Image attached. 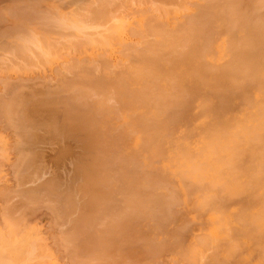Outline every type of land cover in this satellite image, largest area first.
I'll return each mask as SVG.
<instances>
[{
  "label": "bare ground",
  "instance_id": "6f19581e",
  "mask_svg": "<svg viewBox=\"0 0 264 264\" xmlns=\"http://www.w3.org/2000/svg\"><path fill=\"white\" fill-rule=\"evenodd\" d=\"M103 1L106 2L107 0H103ZM103 1L100 3L105 4V2H103ZM112 1L115 2V0H108L106 2L107 4H105V7L108 8V9H106V11L108 12V11H110V9L113 10L115 8L114 9L115 11L113 10L112 13L115 12L114 16L116 14H117V16L111 17V18H106L103 10L101 11L99 9V12H97L101 16V18L102 17L104 18V19L102 18V20H105V21L106 20L110 21L112 18H114V19L116 18L115 20L113 19V22H112L113 27H111V28L107 27L106 28L108 30L113 28V30H110V32H109V33H111V32L113 33V34H110V35H112V38H110V37H109L110 39L108 38L109 33H108V35L106 34L108 30L104 31V33L106 35V38H105L106 42L103 40V38H102V40H98L101 38L102 35H104V33L103 34L100 33L99 36L97 34H95V36L97 35L95 39H97V38L98 39L96 40L95 43L92 42L94 40L93 37H95V36L91 35V36H93V37H91L90 34L87 33V30H85V28L87 29L88 25H84V23H81L80 24L81 26H77L76 24L79 23L78 20H77L78 22L71 23L72 20L69 21L70 20L69 19L68 20L69 25L67 26L65 23L64 24L58 23L61 20V18H59L60 20H58L56 18L57 16L56 17L53 16V17H55V18H53L51 15H50L51 17L47 16V15H49V13H47V12H46L47 14L44 13L49 19H51V21L49 20L48 22H46L44 19H42V20H44L48 24L50 23L49 24L50 26L51 25L53 26L55 24L56 26H53V27H57V28H54V29L59 30V27L62 28V25H64V29H67L69 26H71L70 27L71 31H70V29H68V32L72 33V30H73L72 28L74 26L77 28L76 29L74 27V30L76 29L78 32L80 30L79 27H81V30H82L81 32L84 34V36L87 35L85 37V39H84V37H81V36H75L74 37V39H77V41H76L77 43H79L78 39L80 38V44H82V45H78L80 47L85 46L83 43H81L82 39H84V41H86V43L87 42L91 43V45L88 46L89 48L92 45H95L96 43L101 44L99 41L105 42V44L103 43L105 45V46L103 45V47H105L106 49H107L106 43L109 40H115V41H118L120 43L121 49H119L118 52H117V50L114 51V53L117 52L116 54H118L119 52H121L122 55L124 54L123 56H125L126 58L121 59V61H120V59H118L119 57L117 59L114 58L115 63L113 64L115 66L118 62L117 60H119L118 65L121 66L120 69H118L119 68L118 65L116 66L117 69L114 66H109L110 70L108 68H105L106 66H104V64L102 65V63L107 62L106 64L111 65V64H109L111 62L110 61L111 59L109 60L108 58L106 59L104 56H99L100 52L98 54H95V55L96 56L98 55L97 56L98 59L101 57H104L105 58V59L103 58L104 62H103L102 58H101V60L99 59V61L97 59H95V61L96 60H97V62L102 61V62H100L101 66L104 67V68L101 67L102 72H100L101 70L99 71L97 69L100 66L97 67L96 63H94L95 61L93 62L92 59L89 60L90 63L88 66L92 65V67H90V68H93V66H96L95 68L97 69V71H99L100 74L102 73L101 75L97 74V71H95L96 69L93 68V69H95L94 74L96 73V75L94 76V79H97V80L92 81V78H93L92 76L94 75V74H92L93 73L92 71L91 72L84 71L81 74V72H82L81 70L85 68L84 65L85 66L87 65V64H84V62L88 63L89 61L86 62L87 61L86 59H84L86 61L81 60L83 62L82 63L80 61L82 63V65L80 63L81 67H80V65H75V67H73L74 66L73 64H75V63H72L73 66H71V67L73 69L71 68V70H74V68H75L74 71L80 70V72L78 74L81 76L82 75L84 76V77L83 76L79 77L78 75H76L77 72H73L74 73L73 79L75 80V78L79 77L80 79H77V80H79L80 82L82 80V82H81L82 84L86 80L85 83L88 84L87 88H88V86L90 87V89L85 90L86 91L85 93L83 92V90L82 91L79 90V92L81 91L82 95L86 94V96H88V97L92 96L90 94H93V93L100 94L102 97L98 95L99 97H97L96 98L97 100H95V105L97 107V110H98V108H101V110H103V112L106 111V113L109 112V114L111 112H112V114H114L113 113L114 110L120 111L119 117H121L122 122L124 124H126L128 126V128L131 129L130 133H133V136L134 135L136 136L135 144L137 146H141L144 149L146 148L147 150H149V152L152 155L161 158L162 162H165L168 165L173 166L174 169L176 170V171L174 170L176 172V175L179 176L178 178L179 179L181 178V180H183V181H181V184H182V182L184 183L185 181H188V182H185L184 186H183L186 190L187 201L189 200L188 202H190L191 211H194L195 214H200L199 215V218H200L199 224L201 226L200 233L194 235L195 238L192 241L191 247L187 248V250L185 252H183L181 250L180 251L177 250L180 253V255L182 256V258H184V260L188 264H264V17H261V18H263V19H261L258 17V15H256L253 12L254 9L255 10L257 9L255 7L258 5H255V4L258 1L257 0L256 1L255 0H181V1L179 0L180 1L179 2L178 0H160V1L155 0L154 2L157 1L158 3L156 2V4H158V5H155L154 8L149 9V5L151 7L152 0H149V2L147 0H144L146 3L141 2V1H139V3L140 4L142 3V5L146 4L148 6V8L145 5L146 8L143 7L144 9H140L137 7V6L140 7L138 2L135 3V1L133 2V0H132L133 3H131V0H125V4H127L128 1H130L129 2L130 4L137 7V9L135 10L134 7L131 6L135 10V12H137V15L135 16V17H137V19H135V28H130V26L122 23V20H124V19L120 16V14H122V12L127 13L130 9H132V8H130V6L127 7L129 3L126 6V8H128V9L125 10V6H124V3H122V1L117 0L115 2L116 4H118L120 6V9L124 8V11L122 10V12H121L120 9L117 10V8H119L118 5H117V7H113L114 2L112 3V6H111ZM259 1H261V0H259ZM94 2H91L90 5L94 6L95 4H97V6H99L97 0ZM117 2H119V3H117ZM261 2H258V4L260 3L261 5H264L263 4L264 0H262ZM171 3L176 4L177 7L173 8V9L166 8V5L171 4ZM90 5H89L88 10L93 9L92 7H90ZM107 5H110V6L107 7ZM15 6H16V4H15ZM79 6H81V5H79ZM97 6L95 5V7H97ZM121 6H123V7H121ZM24 7H26V6H24ZM82 8L86 9L87 6H85V4H83ZM98 8H100V6ZM98 8L96 10H98ZM31 9H32V7H31ZM28 10H30V9H28ZM88 10H87V12L89 14H93V13H91V12H93V10L92 11L89 10L90 12ZM6 11H8V10H6ZM34 11H35V9H34ZM45 11H47V10H45ZM80 11H81V9H80ZM80 11L78 10V13H77V10H75V12H74L75 15L73 14L72 16H75V17L77 16L76 17L77 19L80 16H81L80 19H83L85 17L86 20H87V17H89V18L91 17L90 21L95 18L94 14L89 16V14L87 13V16H84L85 12H82V11H81V13H82V15H81ZM158 12H159V14H157ZM76 13H77V15H76ZM97 13L95 11L96 15H98ZM12 14H14V12ZM38 14L40 16V13H38ZM129 14H130V12L128 13V15ZM257 14H258V12H257ZM2 16L3 15H1V17ZM26 16H28V15H26ZM29 16H31V15L29 14ZM39 16H37V17H39ZM92 16L94 18H92ZM125 16H124V18H125ZM1 17H0V19H1ZM9 17H12V16H9ZM40 17H42V16H40ZM48 18L46 20H48ZM65 19L66 18H64V21H65ZM75 20H73V21H75ZM96 20L97 19L92 21L93 22L92 25H94V23L96 22L95 24H98V27H99V24H101L102 20L100 21V19H99L100 22H98V20L97 21ZM118 20H120V21H118ZM62 21H63V19H62ZM88 21L89 20H87L85 22H88ZM115 22H119V24H114ZM42 23H43V21H42ZM48 24H46V25H48ZM70 24H73V25H70ZM111 26H112V24H111ZM65 27H67V28H65ZM39 28H41V27H39ZM44 28H42V29H44ZM88 28H92V27L88 26ZM94 28H95V26H94ZM66 31L64 32V34L66 33ZM128 31L130 33L132 32L133 35L135 34V36L137 35L136 42H133V41L128 42L127 40H126L127 42L123 41L122 36L125 32L129 33ZM62 32L63 31H61L60 34ZM94 32H96V31H94ZM28 33H27V35L25 33L24 34L25 36L22 34L23 35L22 40H21V38L19 39V40H21V42H20L21 44L25 43L24 44L25 47L22 45V48L24 47L25 49L21 48L20 51L17 50V52L19 51L18 54L20 53L25 58H27L26 60H28V56L33 57L34 60H37V58L39 57L40 60H41V58H44L43 60L46 63H48L49 60L46 61L45 57L46 58L48 57V59H49V56H50L51 57L50 60H51L54 57V53L59 52L60 54H62V52H60L61 51L60 49H58L59 51H57V49L53 50V47L59 46V42L60 43H62V42L67 43L70 40L72 41V39H70V38H68V40L65 39L64 41H61L62 40V38H61L60 41L54 42V39H53L52 40L53 43H52V41L50 42L53 45L51 44L52 45L51 46L49 44L47 46V43H49L50 38H49V40H47L48 42L46 43V39L43 36L41 37V35H39L40 32L38 34H35V35L33 34V32H31L34 36L29 31H28ZM20 34H21V32H20ZM66 34H65V36H67ZM73 34L74 33H72V36H73ZM15 36H16V34H15ZM28 36L30 37V40H33V41H34L35 36H37L38 40H39V38H40V40L44 38L45 39L43 41L44 45H45L44 50H42L43 48L40 49V46H39L40 43L39 42H38L39 44L37 43L38 45L35 42V44L37 46L34 44L33 46H35V47H33L30 44L33 41L29 42ZM26 37L28 39H25ZM63 37H64V35H63ZM67 37H69V36H67ZM76 37H78V38H76ZM102 37H104V36H102ZM2 38H5V37H2ZM86 38H88L90 41H87ZM23 39L25 40V42L22 43V41H24ZM74 41L70 42V44L71 43L76 44V42H74ZM6 42H8V41H5L4 44ZM27 42L29 44H27ZM54 43H58V45L56 44L54 46ZM21 44H20V46H21ZM26 44L28 46H26ZM74 44H73V46H74ZM111 44H113V43H110V45ZM44 45L41 47H44ZM62 45L63 44H61V46ZM68 45L66 48H68L70 46L69 47V48H71L70 54L71 53L74 54V55H72V54L70 55L68 53V59H70V58L72 59L70 61H74L76 59V57H75L76 51L78 54L80 53L82 55V50L78 52V49H79L78 46L72 47V45H69V46ZM17 46H19V45H17ZM17 46H16V48L19 49V47H17ZM49 46L52 47V49ZM111 46H113V45H111ZM111 46H110V48H111ZM0 47H1V45H0ZM28 47H31V48H29L30 50H28V49L26 50V48H28ZM36 47H38V48H36ZM48 47L50 48L51 51H49ZM92 47H94V46H92ZM57 48H59V47H57ZM64 48H65V46H64ZM82 48H80V49H82ZM89 48L85 47L83 49H86L88 51ZM105 48H103L102 51L105 50L104 52H106ZM2 49H3V47H2ZM35 49H37L36 50L37 52L35 51ZM61 49H62V47H61ZM72 49L74 51L75 50L76 51L74 52ZM45 50L47 52L43 53ZM52 50L55 52H53ZM29 51H32L33 54H32V52H29ZM66 51L69 52V49H67ZM27 52L29 53V55ZM34 52H35V54H34ZM50 52H51V54L53 53V57L51 56ZM64 53H66V52H64ZM121 53H119V55H121ZM36 54L38 57L35 56ZM58 54L56 56H58ZM60 54H59V57L61 56ZM102 54H103V52H102ZM43 55H45V56H43ZM69 55L72 56L73 58L75 57L74 60ZM130 56L132 57L133 60L131 59ZM3 57L5 58V56H3ZM3 57H2V60H3ZM82 57L85 58V56H82ZM128 57H130V58H128ZM12 58H13V56L11 57V59ZM90 58H91V56H90ZM7 59H8V57H7ZM128 59H130L131 61L129 60V62H128L127 61ZM0 60H1V58H0ZM19 60H21V59H19ZM24 60L22 59V61H24ZM30 60H32V58ZM40 60H39V62H40L39 64H42V62H41L42 60L41 61ZM59 60H61V59H59ZM5 61L3 63L5 65H8V63H9V65L10 64L12 65V63H15L14 59L12 60L13 62L12 61L6 62L7 64L5 63ZM17 61L18 60H16V62ZM75 61H78V60H75ZM32 62H34V61H32ZM45 62H43V63L45 64ZM24 63H26V61H24ZM24 63L22 65H24ZM63 63L64 62H62V64ZM92 63L95 65H93ZM100 63H97V64L100 65ZM55 64H56V62H55ZM76 64H79V63L76 62ZM22 65H21V68H22ZM32 65H29V66H32ZM60 65H61V63H60ZM66 65H67V63H66ZM66 65L65 66L61 65V66L66 67ZM69 65H71V63H69ZM26 66H28V65H25L24 68H26ZM88 66L86 68H89ZM69 67L70 66H68V69H70ZM77 67L78 68L80 67L81 69L79 68V70L78 69L76 70ZM113 67H114V69H113ZM111 69H113V71ZM24 70H26V69H24ZM4 71H6V70H4ZM58 71H60V73H61L62 70L59 69ZM64 71H66V70H64ZM105 71H106V73H105ZM68 72L70 73V74L69 73L68 74L71 75L72 71L71 72L68 71ZM2 73H4V72H2ZM85 73L86 74L88 73V74L86 75ZM55 75H57V74H55ZM75 75H76V77L74 78ZM89 75H90L91 80L88 77ZM97 75H98L99 79L95 78V77H97ZM56 77L59 78V76H56ZM0 79L2 80L3 78H0ZM1 80H0V82H1ZM88 80H90V81H88ZM6 81H8V80H6ZM6 81L5 82L3 81L4 82L3 84H7ZM11 81L9 80V82H11ZM28 81H29V79H28ZM76 81L75 82L72 81V82L76 83ZM87 81H88V83H87ZM69 82H70V80H69ZM94 82L95 83L97 82V83L95 84ZM59 83H61V82H59ZM89 83H91V86ZM70 84H72V83H70ZM70 84H68V85L70 86ZM78 84H80V83L73 84V85L78 86ZM84 84H83V88L85 89L86 86H84ZM73 85H71V86H73ZM95 85L98 87V90L96 89ZM7 86L8 85H6L5 88ZM40 86H42V85H40ZM21 87H23V86H20L19 88H21ZM53 87H55V86H53ZM56 87H57V85H56ZM73 87H75V86H73ZM92 87L94 89H96L98 93ZM2 88H4V87H2ZM15 88H16V86H15ZM69 88L71 89V87H69ZM69 88H67L68 92H69ZM77 88H79V87H77ZM50 89H51V87H50ZM80 89H82V88H80ZM89 91H91V92L89 93ZM68 92H66V94ZM76 92L79 93L77 90H76ZM64 93H65V91H64ZM21 94H23V93H21ZM96 94H93V95H96ZM4 95H6V94H4ZM75 95H73V96L75 97ZM78 95H80V93ZM31 97H33V96H31ZM45 97H46V95H45ZM8 99H9V97H8ZM8 99L6 98L5 101L3 100L4 104L9 102V101L7 102ZM18 99H20V98H18ZM21 99H24V98L21 97ZM21 99H20V101H21ZM91 99L94 100V97H92ZM110 99H113V101H110ZM74 100H75V98H74ZM89 100H90V98H89ZM71 102H74V101H71ZM77 102H78V100H77ZM1 103H2V101H1ZM85 105H86V103H85ZM73 106H74V104H73ZM16 107L19 108L20 105H18V106L16 105ZM11 109L13 111L12 110L10 111L9 109L8 110L10 112H14L12 114V116H13L15 114V110L17 111V109L16 108L14 109V107H12ZM1 110H4V109H1ZM89 110L90 109L87 110V114H88ZM4 111H6V109ZM22 112L21 113L19 112L18 114H22ZM93 112H95V111H93ZM100 112H102V111H100ZM2 113H3V111H2ZM5 113H7V111ZM82 113H84V112H82ZM115 114H119V113H115ZM7 115H9V114L7 113ZM10 115H11V113H10ZM15 115L13 117L14 119L17 118V117H15ZM8 117H11V116H8ZM102 117L104 118V116H102ZM103 118L101 119V121L103 120ZM106 118H107V116H106ZM14 119H13V122L15 121L14 124L11 120L7 119V121L5 123L6 124L9 123V125L7 124L6 126H8V127H10L12 125L17 126L18 125V124H16L17 121ZM18 119L17 120L20 121V118H18ZM104 120H105V118H104ZM24 122L28 123V121H24ZM20 123H19V125H20ZM21 124H23V123H21ZM91 125H93V124H91ZM101 125H103V124H101ZM88 127L90 128V126H88ZM10 128H14V127H10ZM51 128H52V125H51ZM103 128H105V126H103ZM115 128H117V126ZM28 129L31 130L30 127ZM113 129H114V127H113ZM17 130H19V129H17V127H16V131ZM33 130H35V129H33ZM83 130H84V128H83ZM104 130L106 131V128ZM25 131L27 132L28 130L25 129ZM25 131H23L21 133H23L24 136L25 137L27 136V138H28V135H25V133H26ZM53 131H54V128H53ZM72 132H70V133H72ZM112 132H113V130H112ZM12 133L15 134L14 132H12ZM16 134H18V132ZM58 134H59V132H58ZM30 135L31 134H29V136ZM15 136L18 139L17 135H15ZM61 136H65V137L72 136V138L73 137L76 138V136L73 135V133L70 135V134H68V132L66 134L61 135ZM102 137H104V136H102ZM23 139H21V140H23ZM114 139H116V138H114ZM18 140H20V139H18ZM76 140L80 141L78 138H76ZM16 142H17L16 145H18V141H16L14 139V143H16ZM23 142H22V144H24ZM98 142H97V144H98ZM101 144H103V142ZM0 145H1V143H0ZM103 145H105V144H103ZM2 146L6 147L5 145H3V143L1 145V147ZM1 149H0V151H3V149L2 150ZM92 149H94V148H92ZM102 149H103V147H102ZM26 152H27V150H26ZM108 152H106V153H108ZM0 153H2V152H0ZM23 153H24V151H23ZM100 154L101 153L99 152V156L102 155V154L101 155ZM112 154H113L112 156H114V157L118 156L116 153H115L116 155H114V153H112ZM125 154H126V152H125ZM3 155H1V157ZM34 155H35V153H34ZM102 158H103V155H102ZM118 158H119V156H118ZM123 158H126V157H123ZM135 158L137 159V157H135ZM16 159H18V157ZM26 159L29 160V157L27 156ZM108 159H111V158L108 157ZM102 160L105 163V160L104 159H102ZM113 160H114V162L116 161V159H113ZM132 160L134 162V159H132ZM122 161H120V163ZM123 162H125V161H123ZM126 162L129 163V161H126ZM131 162L132 161L130 160V163ZM133 162H132V164H133ZM138 162H140V160ZM24 163L25 162H23V164ZM26 163H27V161H26ZM26 163H25V165H26ZM28 163H29V161H28ZM110 163H112V162H110ZM135 163L137 164V162H135ZM93 164L94 163H92V165ZM99 164L101 165V163H99ZM115 164H116V162H115ZM104 165H102V166H104ZM113 165L114 164H112V166ZM106 166H107V164H106ZM121 166H123V164L120 165V168H121ZM98 167L100 168V166H98ZM110 168H111V166H110ZM80 169H81V167H80ZM97 169L98 168H96V170ZM33 172H32V174H33ZM104 172L105 171H103V173ZM109 172H111V170H109ZM118 172H120V171H118ZM122 172H124V170L121 171V173ZM175 172H173V173H175ZM126 173H127V171H126ZM28 174H30V173H28ZM91 174H92V172H91ZM106 174H108V173L106 172ZM26 175H27V173H26ZM116 175H117V173H116ZM20 176H22V175L20 174ZM23 176H22V179L24 178ZM85 177L87 178V175ZM100 177H104V175L103 176L101 175ZM107 177H109V176H107ZM121 177H122V175H121ZM40 178H42V177L40 176ZM91 180H93V179H91ZM96 180L99 181V179H96ZM93 181H95V180H93ZM114 181H115V179H114ZM105 182H107V181H105V178H104V183ZM119 182H121V181H119ZM132 182H133V179H132ZM134 182H136V181H134ZM146 182L147 181H145V184H146ZM23 184H25V183H23ZM130 184H131V182H130ZM130 184L128 185L129 187H130ZM137 184H139V182H137ZM48 185H47V187L50 186V185L49 186ZM119 186L120 185H118V187ZM142 186L144 187V185H142ZM21 187H23V186H21ZM104 187L106 189L107 186H104ZM132 187H134V186H132ZM135 187H136V185H135ZM138 187H139V185H138ZM66 188H68V187H66ZM117 188L115 187V191ZM139 188H141V186ZM50 189H52V187ZM54 189H52V191ZM131 189H133V188H131ZM112 190H113V188H112ZM26 191H27V189H26ZM56 192H58V191H56ZM19 193H20V190H19ZM53 193H55V192H53ZM82 193H84V192H82ZM96 193H98V192H96ZM129 193H128V195L130 196ZM30 194H31V191H30ZM32 194H34V193H32ZM59 194L60 193H57V195H59ZM70 194H71V191H70ZM36 195H38V194L36 193ZM73 195H72V197H73ZM128 195H127V197H128ZM134 195L136 198H139V195L137 197L136 193L135 194L131 193V196H134ZM40 196L42 197V195H40ZM86 196H88V195H86ZM57 197L58 196H56V198ZM84 197H85V194H84ZM107 197L109 198V196H107ZM36 198L34 197L33 200H36ZM81 198H79V199H81ZM96 198H98V196ZM101 198H102V196H101ZM79 199H78V201H79ZM103 199H106V198L103 197ZM156 199H159V198H156ZM98 200H100V199H98ZM108 200H110V199H108ZM54 201H56V200L54 199ZM65 201H66V199H65ZM126 201L128 202L129 200L126 199ZM131 201H133V200L131 199ZM135 201H137V200H135ZM151 201H153V200H151ZM154 201H158V200H154ZM2 202H4V201H2ZM63 202H61V203L63 204ZM94 202H95V200H94ZM98 202H100V201H98ZM149 202H150V200H149ZM185 202H186V199H185ZM50 203H51V201H50ZM133 203L135 204V202H133ZM161 203H163V202H161ZM29 204H31V203H29ZM64 204H65V202H64ZM129 204H130V202H129ZM131 204H132V202H131ZM126 205H124V207H122V210L124 212L128 208ZM5 206H6V204H5ZM42 206H44V205H42ZM67 206H68V204H67ZM95 206L98 207L97 205H95ZM132 206H133V204H132ZM137 206L140 207L139 205H137ZM143 206H145V205H143ZM138 207H136V208H138ZM160 208H159V211H161ZM66 209H67V207H66ZM112 209H114V208H112ZM114 210H116V209H114ZM140 210L141 209H139V211ZM61 211H63V210H61ZM71 211H73V210H71ZM75 211H77V209ZM128 211L132 212V210H128ZM128 211L125 214H127ZM91 212H93V211H91ZM110 212L113 215L114 212L113 213H112V211H110ZM119 212H121V210ZM61 214L59 212V215H61ZM119 214L123 215V212L118 213V216H119ZM146 214H147V212H146ZM150 214H151V212H150ZM161 215H162V213L160 214V216ZM7 216H8V214H7ZM55 216H57V215L55 214ZM97 216H99V214ZM116 216H117V214H116ZM86 217H87V215H86ZM192 218H194V217L192 216ZM23 219H24V217H23ZM23 219H22V221H23ZM106 219H107V217H106ZM108 219H109V216H108ZM146 219H148V218H146ZM151 219H153V218H151ZM166 219H167V217H166ZM14 220H15V218H14ZM94 220H96V219L94 218ZM102 220H104V218ZM110 220H112V219H110ZM65 221H66V219H65ZM71 221H73V220H71ZM83 221H84V219H83ZM88 221H89V219H88ZM18 222H20V220ZM80 222H81V220H80ZM126 222H127V220H126ZM129 222H131V221H129ZM7 223H9V222L7 221ZM7 223H6L7 232H11L12 234L15 233L16 231L14 232V228H16L15 227L16 223H15V225L10 224L11 226ZM113 223H114V221H113ZM108 224H110V223H108ZM153 224H155V223H153ZM12 225L14 228H12ZM25 225H24V227H26ZM76 225H77V223H76ZM100 225H97V226H100ZM67 226H68V224H67ZM95 226H96V224H95ZM21 227H23V225L20 226V229H21ZM79 227H80V223H79ZM158 227H159V225H158ZM1 228L2 227L0 226V229ZM27 228H28V226H27ZM33 228H35V227H33ZM20 229L17 231L20 232ZM22 229H24V228H22ZM93 229H95V228H93ZM2 230L5 231V228H3ZM81 230H83V229H81ZM81 230H79V232ZM181 230H182V228H181ZM33 231H35V229L31 231L32 236H30L31 234H29L30 238L33 237V235L35 236V234L37 235L36 231H35V234ZM68 231H69V229H68ZM76 231H78V230L76 229ZM7 232L6 231L3 232L4 236H5V233H7ZM21 232H23L25 234V232H27V231L21 230ZM73 232H74V230H73ZM63 233H67V229ZM76 233H78V232H76ZM15 234L17 236V234H19V233L16 232ZM24 234L20 233L19 235L22 236ZM81 234H79V235L82 236ZM39 235H40V233H39ZM64 235L67 236L66 234H64ZM0 236H1V238H0V264H54L55 263V262L51 263V261L49 260L51 257L48 258L49 255H47V258H43L45 256L46 252H44L45 253L44 255H42L43 251L41 253H39V255H38V253H36V257L40 256L37 258H41L43 256L42 259H37L35 257V253H34L35 251L30 250L31 244H33V242H31V240L36 242V239L41 238V237L35 236L36 239L31 238L30 241H29V238L27 239L24 237L23 238L20 237L19 239H17L15 241L13 237L8 238V237H10L9 234L6 235L5 237L2 235H0ZM25 236H26V234H25ZM71 236H73L72 233H71ZM75 236H78V234ZM62 238L64 239V237H62ZM58 239L59 238H57V240ZM72 239L73 238L69 239V237H68V239L66 238L64 241L67 240L66 242H68V241H72ZM54 240L56 241V238L53 239L52 242H54ZM75 240H76V237L72 241L74 244L76 243V242H74ZM93 240H95V239H93ZM149 240L151 241V239H149ZM38 241H40L41 244ZM101 241H104V240H101ZM138 242H140V241H138ZM153 242H155V240ZM170 242H172V241H170ZM37 243H39L42 246L41 249L44 248L45 243L42 244L41 240L38 239L37 242L35 243V245ZM68 243H70V242H68ZM86 243H88V241ZM86 243H85V245H86ZM51 244H54V243H51ZM67 244H66V246L69 247V245H67ZM82 244H84V242ZM117 244H118V242H117ZM149 244L151 245V243H149ZM173 244H174V242H173ZM70 245H72V243H70ZM93 245L94 244H92V246ZM37 246H38V244H37ZM152 246L154 247V244H152ZM73 247L71 248V246H70L71 249L67 248L68 250L70 249V254L71 253L74 254L73 251L75 250V247L74 248ZM87 247H86V249H87ZM82 248H83V245H82ZM97 248H98V246H97ZM176 248H179V246ZM83 250H84V248H83ZM95 250H93V251H95ZM165 250H166V247H165ZM183 250H185V249H183ZM89 251L92 252V254L93 253L95 254V252H93L91 250H89ZM5 252H6V254H5ZM115 252H117V251H115ZM170 252H172V251H170ZM51 253H52V251L50 252V254ZM101 253H103V252H101ZM47 254H48V252H47ZM175 254H176V251H175L174 255ZM80 255H81V253H80ZM74 256H76V258H75L76 261H77V259L79 261V258H82L81 256L79 258H77L78 257L77 254L76 255L74 254ZM89 256H90V254H89ZM105 256H106V254H105ZM105 256L103 255V257H105ZM34 257L37 260L34 261ZM71 257L73 258L72 255H71ZM87 257H88V255H87ZM170 257H171V255H170ZM67 260H69V259H67ZM86 260H89V259L86 258ZM86 260H85V262H86ZM97 260H100V259H97ZM177 260L175 259V261H177ZM53 261H55V259H53ZM90 261H89V263H90ZM102 261H103V259H102ZM175 261H173V262H175ZM178 261H180V258ZM94 263H96V261L93 262L92 264H94ZM148 263L149 262H147V264ZM56 264H58V263H56ZM86 264H88V263H86ZM112 264H115V262H112ZM183 264H186V263H183Z\"/></svg>",
  "mask_w": 264,
  "mask_h": 264
},
{
  "label": "rangeland",
  "instance_id": "374dc122",
  "mask_svg": "<svg viewBox=\"0 0 264 264\" xmlns=\"http://www.w3.org/2000/svg\"><path fill=\"white\" fill-rule=\"evenodd\" d=\"M96 1V0H94ZM93 0L89 1V0H0V17L1 15H3L0 19V64L2 65L5 61L6 62H11L13 59H14V62L15 63H12V65L8 63V65H5L3 64L2 66L0 65V78H3L0 82V143L2 145H5L6 147L0 145V147L3 149V151H0L2 153H0V226L2 227L0 229V235L4 236L3 232H7V229H6V223L7 221L9 223L7 224H13L15 225L16 223V228L13 227L12 225V228H14V232L16 231L17 233H21V234H24L23 232H21V230L23 231H29L28 233L25 232L24 235H19L17 234L16 236V232L15 233H11V232H7L5 233V236L6 235H10V237L8 238H11L13 237L14 240L16 241L17 239H19L20 237L21 238H29V241L31 240V238H35V236H38L39 233L40 235L38 237H41V238H38L39 240H41L42 244H44V248L41 249V243L40 241H38L39 243L38 246L37 244L35 245V243L37 242L38 239H36V242L35 241H32L33 244H31V251H35V257H36V253H42V255L45 254V256L43 258H47V255L48 258L51 257L49 260L51 261V263H58V264H92L93 262L96 261V263L94 264H112V262H115V264H147V262H149L148 264H183V263H186L188 264L184 258H182V256L180 255V253L178 251H183L185 252L187 250V248H190L191 245H192V241L193 239L195 238L194 235L200 233V229H201V226L199 224V221H200V218H199V215L200 214H195L194 211H191L190 209V202L187 201V197H186V190L185 188L183 187L184 186V183L185 182H188V181H185L184 183L182 182L181 184V178L179 179L178 175H176V170L174 169L173 166L171 165H168L167 163L165 162H162L161 158L157 157V156H154L152 155L149 150H147L146 148H142L141 146H137L135 144V141H136V136L134 135L133 136V133H130L131 129L128 128V126L126 124H124L122 122V119L120 116V111H113L114 114H112V112L109 114V112L106 113V111L103 112V110H101V108H98L97 110V107L95 105V100H97L96 98L101 96L100 94H96V93H93V94H96V95H93V94H90L92 96L88 97L86 96V94H83L82 95V90L83 92L85 93L86 91L85 90H88L90 89V87L88 86L87 88V85L85 82L84 86H86V88L84 89L83 88V84L77 80V79H80L79 77H82L81 75H79L78 73L80 72L79 68L81 67L82 65V61L84 59V61L88 62L89 60L92 59V61L94 62L95 59H97L99 61V59L103 60V58L105 57L106 59L108 58L111 62L109 64L111 65H108L104 62L102 63V65L104 64V66H106L105 68H110L109 66H114L113 64L115 63V59H125L126 57L122 55L121 52V55L116 54L118 52L120 48V43L118 41H115V40H109L107 41V49L105 47H103V45L105 44V38H106V35L104 33V31L108 30L106 29L107 27L108 28H111L113 27V19L112 18L110 21H105V20H102L101 16L97 13L99 12V9L105 14V17L106 18H111V17H115L117 16V14L114 16V13H112V11L115 9H110V11H106V8L105 7V4H107L106 2L108 1H103V0H97L98 2V5L100 6V8H98L99 6H97V4H95L97 7L92 6L90 5L91 2H94ZM105 2L104 3H100V2ZM117 0H115L116 2ZM119 1H122V3H124V6H125V10H127L128 8H126L127 4L130 2L128 1L127 4H125V0H119ZM135 1L139 3V1L141 2H144L146 3L144 0H133V2ZM149 2V0H147ZM155 0H152V3H151V7H150V3L148 4L149 5V9L151 8H154L155 5H158L156 4V2H154ZM160 1V0H159ZM179 1V0H178ZM181 1V0H180ZM179 1V2H180ZM256 1V0H255ZM258 2H261L259 0H257ZM34 2V3H33ZM114 1L111 2V6H112V3ZM114 2V5L116 4ZM132 0H131V3H133ZM147 2V3H148ZM185 2V1H184ZM258 2H256L255 5H258L256 6L255 8H257L256 10L254 9V13L256 15H258L259 18L261 17H264V5H261L260 3L258 4ZM95 3V2H94ZM119 3V2H117ZM158 3V2H157ZM160 3V2H159ZM262 3V2H261ZM16 4V6H15ZM85 4V6H87V8L84 10L82 8V5ZM110 4V3H109ZM130 4V3H129ZM127 7L130 6V8L134 7V9L136 10L137 7L140 8V9H144L146 8V6L142 3L139 6L135 7L133 6L132 4H130ZM264 4V3H263ZM81 5V6H79ZM89 5L90 7H92L93 9V13L95 18L92 16V18H94L93 20L90 21V18L87 17V20H89L88 22H85L87 21L85 19V17L83 19H80V17H78V19L75 17V16H72L75 12V10H77V13H78V10L82 12H85L84 16H87V10L89 8ZM113 5V7H117L118 4H116L115 6ZM135 5V4H134ZM170 5V6H169ZM175 5V6H174ZM4 6V7H3ZM26 6V7H24ZM110 5H107V7H109ZM119 6V5H118ZM132 6V7H131ZM142 6V7H141ZM10 7V8H9ZM24 7V8H23ZM32 7V9H31ZM79 7V8H78ZM84 7V6H83ZM112 7V8H113ZM123 7V6H121ZM144 7V8H143ZM165 7V6H164ZM176 4H167L166 5V8H170V9H173V8H176ZM259 7V8H258ZM7 8V9H6ZM27 8V9H26ZM95 8V9H94ZM98 8V10H96ZM148 8V6H147ZM12 9V10H11ZM15 9V10H14ZM26 9V10H25ZM30 9V10H28ZM35 9V11H34ZM75 9V10H74ZM120 9V6L119 8H117V10ZM133 8L130 9L127 13L126 12H122V10L124 11V8L120 9V11L122 12V14H120V16L124 19L122 20V23L130 26V28H135V19H137V17H135L137 15V12H135ZM260 9V10H259ZM263 11H262V10ZM8 10V11H5ZM14 10V11H13ZM38 12H37V11ZM47 10V11H44ZM74 10V11H73ZM90 10V9H89ZM88 10V11H89ZM90 10V11H92ZM98 15L95 14V11ZM116 10V11H117ZM258 10V11H257ZM2 11V12H1ZM41 11V12H40ZM80 11V13H81ZM89 11V12H90ZM115 11V10H114ZM119 11V12H120ZM260 11V12H259ZM14 12V14H12ZM31 12V13H30ZM49 13V17H53V16H57L56 18L58 20H60L59 18H61V22L59 21L58 23H62V24H66L67 26L69 25V21H71V23L73 22H78V24H76L77 26H81L80 24L81 23H84V25H88V26H91L92 28H88L87 26V29L85 28V30H87V33L93 36H95V34H97L98 36L101 34L104 33V37L101 36L100 39L98 40H103L105 42H101L99 41L101 44L99 43H96L95 45H92L94 47H88L91 45L90 42H87L84 41L85 37L87 36H84V34L81 32V27H79V32L75 29L74 30V27L72 28V33L73 36H72V33L68 32V29H70L71 26H69L67 29H64V25H62V28L59 27V30L57 29H54V28H57V27H53V26H56L55 24L52 26H50L48 23L49 20L51 21V19H49L45 14ZM53 12V13H52ZM110 12V13H109ZM118 12V13H119ZM130 12V14L128 15V13ZM258 12V14H257ZM23 13V14H22ZM40 13V17L39 14ZM45 13V14H44ZM53 15H52V14ZM55 13V14H54ZM72 13V14H71ZM76 13V15H77ZM117 13V12H116ZM136 13V14H135ZM9 14V15H8ZM17 14V15H16ZM29 14L31 16H29ZM44 14V15H43ZM58 14V15H57ZM89 14V13H88ZM93 14H89V16L93 15ZM159 14V12L157 13ZM260 14V15H259ZM28 15V16H26ZM39 17H37V16ZM51 15V16H50ZM62 15V16H61ZM67 15V16H66ZM75 15V14H74ZM82 15V13H81ZM119 15V14H118ZM126 15V16H125ZM9 16H12V17H9ZM17 16V17H16ZM25 16V17H24ZM44 16V17H43ZM125 16V18H124ZM15 17V18H14ZM53 17V18H55ZM83 17V16H82ZM48 18V20H46ZM64 18L65 21H64ZM101 21V24H99V27H98V24H93L92 21H94L95 19L99 21V19ZM120 18V17H119ZM38 19V20H37ZM44 19V20H42ZM63 19V21H62ZM70 19V20H69ZM76 19V20H75ZM104 19V18H103ZM116 19V18H115ZM114 19V20H115ZM263 19V18H261ZM53 20V19H52ZM69 20V21H68ZM75 20V21H73ZM78 20V21H77ZM96 20V21H97ZM109 20V19H108ZM45 24H48V25H44L43 23ZM54 21V20H53ZM52 21V22H53ZM104 21V22H103ZM120 21V20H118ZM41 22V23H40ZM67 22V23H66ZM97 22V23H98ZM104 24H103V23ZM109 23V24H108ZM57 24V23H56ZM107 24V25H106ZM112 24V26H111ZM114 24H119V22H115ZM29 25V26H28ZM70 25H73V24H70ZM75 25V24H74ZM50 26V27H49ZM95 26V28H94ZM132 26V27H131ZM27 27V28H26ZM41 27V28H39ZM45 27V28H44ZM48 27V28H47ZM83 27V26H82ZM44 28V29H42ZM84 28V27H83ZM28 29V30H27ZM91 29V30H90ZM97 29V30H96ZM5 30V31H4ZM20 30V31H19ZM45 30V31H44ZM58 32H57V31ZM67 30V31H66ZM84 30V29H83ZM110 30H113L110 29ZM110 30L107 31V35L108 33L110 32ZM3 31V32H2ZM28 31L31 33L33 32V34H38L39 32V35H41V37L43 36L45 39H46V43L48 42L47 40H49V43H47V46L50 44L53 43V39H54V42L55 41H60L61 38L62 40L61 41H64L65 39L68 40V38L72 39V41L76 42L77 39H74L75 36H81V37H84V39L81 40V43H83L85 46H78V45H82L80 44V38L78 39L79 43L76 42V44L74 43H71L72 42L70 39V41H68L67 43H60L59 42V48L57 47H53V50L57 49V51H59L58 49H60L62 52V54H59L61 55L59 57V54L56 52L54 53V57H53V53L51 54V56L53 57L51 60H50V56H49V59L48 57L46 58L45 57V60L48 61V63H46L43 59L44 58H40L37 56V54L35 56H37V60H34L33 57L32 60H30L31 58L28 56V60H26L27 58H25L22 54H18V52L20 51V49L22 48V45L24 46L25 43V40L22 41L23 44H21V40H22V36L26 33H28ZM63 31L61 34L60 32ZM66 31V35L69 36H65L64 32ZM71 31V29H70ZM89 31V32H88ZM96 31V32H94ZM103 31V32H102ZM131 31V30H130ZM21 32V34H20ZM56 32V33H55ZM86 32V31H85ZM129 32V31H128ZM53 33V34H52ZM81 33V34H80ZM93 33V34H92ZM99 33V34H98ZM125 32L122 36L123 38V41L125 42H136L137 40V35L135 36V34L133 35L132 32L130 33H127ZM134 33V32H133ZM4 34V35H3ZM14 34V35H13ZM16 34V36H15ZM23 34V35H22ZM29 34V33H28ZM32 34V33H31ZM32 34V35H33ZM86 34V33H85ZM110 34H113L112 32L109 33V36L108 38H112V35ZM21 37H20V36ZM33 35V36H34ZM64 35V37H63ZM96 35V36H97ZM128 35V36H127ZM132 35V36H131ZM5 37V38H2V37ZM19 36V37H18ZM25 36V35H24ZM91 36V37H93ZM94 38V40L92 42H96L97 39ZM11 37V38H10ZM18 37V38H17ZM29 37V36H28ZM39 37V36H38ZM48 37V38H47ZM53 37V38H52ZM125 37V38H124ZM17 38V39H16ZM21 38V40H19ZM36 38V39H35ZM34 38V41L33 40H30V37H29V42H32L30 43L32 46L39 42L40 43V49L44 50L45 48V45H44V38L40 40H38L37 36H35ZM78 38V37H76ZM109 38V39H110ZM127 38V39H126ZM17 41H16V40ZM25 39H28L27 37ZM32 39V38H31ZM74 39V40H73ZM12 40V41H11ZM15 42H14V41ZM66 40V41H67ZM87 41H90L88 38H86ZM92 40V39H91ZM107 40V39H106ZM127 40V41H126ZM5 41H8L4 44ZM52 41V43H50ZM15 44H14V43ZM17 42V43H16ZM43 42V43H42ZM11 43V44H10ZM21 46H20V44ZM38 43V44H39ZM45 43V44H46ZM104 43V44H103ZM110 43H113L110 45ZM27 44H29L27 42ZM26 44V46H28ZM35 44V45H36ZM37 44V45H38ZM42 44V45H41ZM58 45V43H54V46L55 45ZM61 44H63L61 46ZM72 45V47L74 46H78L79 49H78V52L82 50V55L79 53H77V51L75 52L73 49V51L75 52V57L76 59L75 60H78V61H75L74 58L72 56H70V51H71V48H66L67 45ZM74 44V46H73ZM8 47H7V46ZM19 45V46H17ZM36 45V46H37ZM44 47H41L43 46ZM53 45V44H52ZM51 45V46H52ZM19 47L18 48H16ZM30 46V45H29ZM46 46V47H47ZM65 46V48H64ZM105 46V45H104ZM111 46V48H110ZM3 47V49H2ZM25 47V46H24ZM22 48V49H25V48ZM35 47V46H33ZM50 47V46H49ZM48 47V48H49ZM62 47V49H61ZM77 47V48H78ZM87 47L89 48L88 51L86 49H83V48ZM106 49V52L102 51L103 48ZM29 48L31 47H28L26 48V50H30ZM38 48V47H36ZM47 48V49H48ZM52 49V47H50ZM49 48V51H51ZM82 48V49H80ZM96 48V49H95ZM115 48V49H114ZM67 49H69V52L66 51ZM93 51H92V50ZM95 49V50H94ZM101 49V50H100ZM109 49V50H108ZM17 50H19L17 52ZM37 49H35L36 51ZM52 50V51H53ZM113 50V51H112ZM114 53V51H116ZM14 51V52H13ZM40 51V50H39ZM38 51V52H39ZM98 51V52H97ZM17 52V53H16ZM29 52H32V51H29ZM37 52V51H36ZM47 51L45 50L43 53H46ZM55 52V51H53ZM66 52V53H64ZM100 52V53H99ZM103 52V54H102ZM13 53V54H12ZM28 53V52H27ZM68 53L70 54L69 56L73 58L74 61H70L72 60L70 57V59H68ZM99 53V56H104V57H101V58H97V56L95 54H98ZM124 53V52H123ZM16 54V55H15ZM33 54V52H32ZM35 54V52H34ZM40 54V53H39ZM58 54V56H56ZM108 54V55H107ZM13 56V58L11 59V57ZM29 55V53H28ZM74 55V54H72ZM81 55V56H80ZM5 56V58L3 57ZM8 59H7V57ZM45 56V55H43ZM42 56V57H43ZM47 56V55H46ZM56 56V57H55ZM82 56H85L82 57ZM91 56V58H90ZM2 57H3V60H2ZM87 57V58H86ZM131 57V56H130ZM128 57V58H130ZM11 60H10V59ZM104 58V59H105ZM21 59V60H19ZM22 59L24 61H26V63H24V61H22ZM58 59V60H57ZM61 59V60H59ZM132 59V57H131ZM16 60H18L16 62ZM39 60L42 62V64H39ZM70 62H69V61ZM82 60V61H81ZM97 60L94 62L96 63V66H100L98 67L97 69L102 72V68L103 66H101V63L102 61L100 62H97ZM108 60V61H109ZM130 59H128L127 61L129 62ZM133 60V59H132ZM20 61V62H19ZM34 61V62H32ZM37 61V62H36ZM64 62L62 64V62ZM82 63H81V62ZM107 61V60H106ZM117 64L114 66L116 67L119 63V60H117ZM131 61V60H130ZM13 62V61H12ZM31 62V63H30ZM36 62V63H35ZM45 62V64L43 63ZM51 62V63H50ZM56 62V64H55ZM65 66L66 63V67H62L60 65ZM71 63V65H69V63ZM76 62H78L79 64H76ZM24 63V65H22ZM30 63V64H29ZM54 63V64H53ZM72 63H75L72 65ZM81 63V65H80ZM90 63V61L88 63H85L84 64H87L86 66L84 65V69H82L81 71V74L86 71V72H93L92 74H94V70L96 69L95 67L96 66H93V68H90L92 67V65L88 66ZM97 63H100L97 64ZM132 63V62H131ZM7 64V63H6ZM33 64V65H32ZM93 64V63H92ZM5 65V66H4ZM21 65H22V68H21ZM25 65H28L25 67ZM29 65H32V66H29ZM52 65V66H51ZM75 65H80V67L76 68V70L78 69L79 71H74V70H71V66L75 67ZM95 65V64H93ZM8 66V67H7ZM37 66V67H36ZM68 66H70L68 69ZM89 67V68H86V67ZM108 66V67H107ZM83 67V66H82ZM113 67V69H114ZM118 69H120L121 66L118 65ZM6 68V69H5ZM13 68V69H12ZM26 70H24V69ZM62 70L61 73L60 71H58L59 69ZM104 68V67H103ZM10 69V70H9ZM22 69V70H21ZM73 69V68H72ZM81 69V68H80ZM97 69L95 71H97ZM107 69V70H108ZM113 69H111L113 71ZM117 69V67H116ZM6 70V71H4ZM28 70V71H27ZM66 70V71H64ZM105 70V69H104ZM110 70V69H109ZM16 71V72H15ZM33 71V72H32ZM57 71V72H56ZM68 71H72L71 72V75H69L70 73ZM97 71V74H100V72ZM4 72V73H2ZM9 74H8V73ZM15 72V73H14ZM67 72V73H66ZM73 72H77L76 75H78L79 77L75 78L76 75L74 76L75 80L73 79ZM63 73V74H62ZM69 73V74H68ZM106 73V71H105ZM57 74V75H55ZM59 74V75H58ZM65 74V75H64ZM69 76H68V75ZM86 74V73H85ZM88 74V73H87ZM86 74V75H87ZM91 74V73H90ZM91 74V75H92ZM102 74V73H101ZM100 74V75H101ZM55 75V76H54ZM64 75V76H63ZM96 75V73L92 76V81L93 80H97V79H94V76ZM99 75V76H100ZM56 76H59V78H57ZM72 77V78H71ZM84 77V76H83ZM89 79H90V75L88 76ZM8 78V79H7ZM45 80H44V79ZM67 78V79H66ZM70 78V79H69ZM95 78H98V75L97 77ZM29 79V81H28ZM57 79V80H56ZM70 82H69V80ZM83 79V78H82ZM87 79V78H86ZM99 79V78H98ZM8 80V81H6ZM9 80L11 82H9ZM33 80V81H32ZM64 80V81H63ZM66 80V81H65ZM77 80V81H76ZM91 80V79H90ZM88 80V81H90ZM6 81L7 84H3L4 82ZM63 81V82H62ZM72 81H76V83L72 82ZM79 81V82H78ZM87 81V83H88ZM100 81V80H99ZM61 82V83H59ZM9 83V84H8ZM52 83V84H51ZM65 83V84H64ZM72 83V84H70ZM77 83H80L77 85H73V84H77ZM95 83V82H94ZM97 83V82H96ZM95 83V84H96ZM2 84V85H1ZM20 84V85H19ZM57 87H56V85ZM59 84V85H58ZM70 84V86L68 85ZM90 86H91V83H89ZM8 85L6 88L5 86ZM42 85V86H40ZM63 85V86H62ZM67 85V86H66ZM75 87H73V86ZM93 85V84H92ZM16 86V88H15ZM20 86H23L21 88H19ZM51 89H50V87ZM55 86V87H53ZM4 87V88H2ZM65 87V88H64ZM71 87V89L69 88ZM79 87V88H77ZM94 87V86H93ZM92 87V88H93ZM96 89L98 90V87L95 85ZM94 87V88H95ZM19 88V89H18ZM23 88V89H22ZM25 88V89H24ZM54 88V89H53ZM57 88V89H56ZM69 88V92L67 91ZM82 88V89H80ZM93 88V89H94ZM4 89V90H3ZM73 89V90H72ZM94 89V90H96ZM19 90V91H18ZM76 90L79 92V90H81L79 93L80 95H78L79 93L76 92ZM96 90V92H97ZM3 91V92H2ZM14 91V92H13ZM22 91V92H21ZM47 91V92H46ZM54 93H53V92ZM65 91V93H64ZM92 91V90H91ZM89 91V93L91 92ZM2 92V93H1ZM20 92V93H19ZM46 92V93H45ZM50 92V93H49ZM66 92H68L66 94ZM73 92V93H72ZM95 92V91H94ZM6 95H4V94ZM23 93V94H21ZM34 95H33V94ZM49 93V94H48ZM52 93V94H51ZM71 93V94H70ZM88 93V92H87ZM98 93V92H97ZM46 97H45V95ZM64 94V95H63ZM69 94V95H68ZM76 94V95H75ZM4 95V96H3ZM20 95V96H19ZM50 95V96H49ZM71 95V96H70ZM75 95V97L73 96ZM85 95V96H84ZM99 95V96H98ZM28 96V97H27ZM33 96V97H31ZM9 97V99H8ZM24 98V99H21ZM30 97V98H29ZM44 97V98H43ZM65 97V98H64ZM70 99H69V98ZM79 99H78V98ZM88 97V98H87ZM92 97H94V100L91 99ZM102 97V96H101ZM5 98V99H4ZM6 98L8 99L7 102L9 103H5L3 102V100L5 101ZM11 98V99H10ZM20 98V99H18ZM75 98V100H74ZM81 98V99H80ZM85 98V99H84ZM90 98V100H89ZM12 100V101H11ZM24 100V101H23ZM78 100V102H77ZM81 100V101H80ZM85 100V101H84ZM2 101V103H1ZM71 101H74V102H71ZM109 101V100H108ZM110 101H113V99H110ZM109 101V102H110ZM67 102V103H66ZM97 102V101H96ZM86 103V105H85ZM14 104V105H13ZM74 104V106H73ZM77 104V105H76ZM9 105V106H8ZM16 105H20V109L18 107H16ZM22 106V107H21ZM86 108H84V107ZM93 106V107H92ZM12 107H14V109L16 108L17 111L15 110V117L17 118H13L14 115L12 116V114L14 112H10L12 109ZM1 109H6L7 113L9 115H7V113H5L6 111L4 110H1ZM10 111H9V110ZM19 109V110H18ZM23 109V110H22ZM74 109V110H73ZM76 109V110H75ZM90 109L88 111V114H87V110ZM94 109V110H93ZM100 109V110H99ZM73 110V111H72ZM84 110V111H83ZM3 111V113H2ZM11 115H10V113ZM13 111V110H12ZM23 111V112H22ZM81 111V112H80ZM86 111V112H85ZM95 111V112H93ZM102 111V112H100ZM21 113L22 114H18V113ZM84 112V113H82ZM67 113V114H66ZM76 113V114H75ZM106 113V114H105ZM115 113H119V114H115ZM2 114V115H1ZM24 115V116H23ZM8 116H11V117H8ZM104 116V118L102 117ZM107 116V118H106ZM24 117V118H23ZM82 117V118H81ZM11 118V119H10ZM16 120V124L19 125V123H23L21 124L20 123V127L17 125H12L10 127H14V128H10L8 126H6L7 124L9 125V123H5L8 120H11L13 122V119ZM20 118V121H18ZM81 118V119H80ZM103 118V120L101 121V119ZM109 118V119H108ZM18 119V120H17ZM23 121H22V120ZM79 119V120H78ZM116 119V120H115ZM31 120V121H30ZM69 120V121H68ZM107 120V121H106ZM24 121H28V123L24 122ZM9 122V121H8ZM11 122V123H12ZM15 122V121H14ZM13 122V124H14ZM74 122V123H73ZM92 122V123H91ZM98 124H96V123ZM105 122V123H104ZM107 122V123H106ZM5 123V124H4ZM89 123V124H88ZM80 124V125H79ZM93 124V125H91ZM103 124V125H101ZM106 124V125H105ZM31 128L28 129L29 127ZM51 125H52V128H51ZM90 126V128L88 126ZM95 125V126H94ZM92 126V127H91ZM103 126H105L106 128V131L104 130L105 128H103ZM110 126V127H109ZM117 126V128H115ZM120 126V127H119ZM16 127L17 130L16 131ZM28 127V128H27ZM33 127V128H32ZM112 127V128H111ZM114 127V129H113ZM119 127V128H118ZM28 130L27 132L25 131V129ZM53 128H54V131H53ZM84 128V130H83ZM103 128V129H102ZM111 128V129H110ZM35 129V130H33ZM39 129V130H38ZM110 129V130H109ZM121 129V130H120ZM37 130V131H36ZM47 130V131H46ZM90 130V131H89ZM113 130V132H112ZM118 130V131H117ZM129 130V131H128ZM25 131V135H28V138L27 136L25 137L23 132ZM33 131V132H32ZM73 131V132H72ZM102 131V132H101ZM109 131V132H108ZM127 131V132H126ZM12 132H14L15 134H13ZM18 132V134H16ZM59 132V134H58ZM68 132V134H72L76 136V138H78L80 141H77L76 138H72V136H69V137H65V136H61L63 134H66ZM72 132V133H70ZM52 133V134H51ZM95 133V134H94ZM115 133V134H114ZM22 134V135H21ZM29 134H31L29 136ZM57 134V135H56ZM100 134V135H99ZM18 137V140L16 138V136ZM119 135V136H118ZM130 137H129V136ZM53 136V137H52ZM94 136V137H93ZM104 136V137H102ZM114 136V137H113ZM31 137V138H30ZM124 137V138H123ZM24 138V139H23ZM103 138V139H102ZM110 138V139H109ZM112 138V139H111ZM116 138V139H114ZM2 139V140H1ZM14 139L16 141H18V145L17 142L14 143ZM23 139V140H21ZM93 140V141H92ZM104 140V141H103ZM125 140V141H124ZM2 141V142H1ZM20 141V142H19ZM24 141V142H23ZM99 141V142H98ZM107 143H106V142ZM114 141V142H113ZM12 142V143H11ZM22 142L24 144H22ZM98 142V144H97ZM103 142V144H101ZM105 142V143H104ZM112 142V143H111ZM110 145H109V144ZM23 145V146H22ZM108 145V146H107ZM122 145V146H121ZM99 146V147H98ZM26 147V148H25ZM98 147V148H97ZM103 147V149H102ZM106 147V148H105ZM0 148V149H1ZM94 148V149H92ZM97 148V149H96ZM120 148V149H119ZM1 149V150H2ZM113 149V150H112ZM134 149V150H133ZM17 150V151H16ZM27 150V152H26ZM108 152V153H106ZM24 151V153H23ZM31 152V153H30ZM96 152V153H95ZM99 152L103 155V158H102V155L99 156ZM114 153V155H118V156H112ZM126 152V154H125ZM131 152V153H130ZM137 152V153H136ZM17 153V154H16ZM23 153V154H22ZM27 153V154H26ZM30 153V154H29ZM35 153V155H34ZM98 153V154H97ZM116 153V154H115ZM120 153V154H119ZM123 153V154H122ZM4 154V155H3ZM25 154V155H24ZM97 156H96V155ZM107 154V155H106ZM122 154V155H121ZM130 154V155H129ZM136 154V155H135ZM1 155H3L1 157ZM31 155V156H30ZM129 155V156H128ZM135 155V156H134ZM141 155V156H140ZM18 159H16L17 157ZM24 156V157H23ZM27 156L29 157V160H27ZM107 156V157H106ZM134 156V157H133ZM90 157V158H89ZM111 158V159H108ZM123 157H126V158H123ZM131 157V158H130ZM137 157V159L135 158ZM107 158V159H106ZM102 159H106L105 160V163ZM113 159H116V164L114 162ZM121 159V160H120ZM134 159V162L133 160ZM136 159V160H135ZM17 160V161H16ZM93 160V161H92ZM110 160V161H109ZM118 160V161H117ZM125 162H123V161ZM130 160L133 162L130 163ZM140 160V162H138ZM29 163L27 164L26 163ZM97 163H95V162ZM120 161H122L120 163ZM126 161H129V163H127ZM18 162V163H17ZM23 162L25 163L23 164ZM112 162V163H110ZM119 162V163H118ZM137 162V164L135 163ZM92 163H94L92 165ZM101 163V165L99 164ZM109 163V164H108ZM140 163V164H139ZM105 164V165H104ZM112 164H114L112 166ZM123 164V166H121L120 168V165ZM125 164V165H124ZM135 164V165H134ZM143 164V165H142ZM25 165V166H24ZM104 165V166H102ZM27 166V167H26ZM100 166V168L98 167ZM111 166V168H110ZM81 167V169H80ZM98 168L96 170V168ZM102 167V168H101ZM108 169H107V168ZM120 169H119V168ZM171 167V168H170ZM94 168V169H93ZM115 168V169H114ZM118 170H117V169ZM127 169V170H126ZM97 172H96V171ZM100 170V171H99ZM107 170V171H106ZM109 170H111V172H109ZM121 173V171H123ZM175 170V171H174ZM22 171V172H21ZM30 171V172H29ZM34 171V172H33ZM103 171H105L103 173ZM120 171V172H118ZM127 171V173H126ZM33 172V174H32ZM92 172V174H91ZM96 172V173H95ZM106 172L108 174H106ZM175 172V173H173ZM23 173V174H22ZM27 173V175H26ZM30 173V174H28ZM36 173V174H35ZM69 173V174H68ZM94 173V174H93ZM100 173V174H99ZM110 173V174H109ZM117 173V175H116ZM121 173V174H120ZM20 174L23 176L24 174V178L22 179V176H20ZM84 174V175H83ZM97 174V175H96ZM116 176H115V175ZM124 174V175H123ZM178 174V173H177ZM32 175V176H31ZM87 175V178L85 177ZM103 176L104 177H100V176ZM106 175V176H105ZM111 175V176H110ZM114 175V176H113ZM122 175V177H121ZM126 175V176H125ZM15 176V177H14ZM40 176L43 178H40ZM83 176V177H82ZM109 176V177H107ZM119 176V177H118ZM34 177V178H33ZM91 177V178H90ZM118 177V178H117ZM154 177V178H153ZM26 178V179H25ZM80 178V179H79ZM83 178V179H82ZM85 178V179H84ZM90 178V179H89ZM104 178H105V182L104 183ZM112 178V179H111ZM131 178V179H130ZM21 179V180H20ZM28 179V180H27ZM49 179V180H48ZM95 181H93V180ZM96 179H99L96 180ZM101 179V180H100ZM109 181H108V180ZM115 179V181H114ZM117 179V180H116ZM128 179V180H127ZM132 179H133V182L136 181V182H132ZM45 180V181H44ZM51 180V181H50ZM53 180V181H52ZM90 182H89V181ZM154 180V181H153ZM180 180V181H179ZM43 181V182H42ZM47 181V182H46ZM81 181V182H80ZM111 181V182H110ZM119 183H117V182ZM121 181V182H119ZM145 181L146 184H145ZM25 184H23V183ZM35 182V183H34ZM50 184H49V183ZM115 182V183H114ZM131 182V184H130ZM137 182H139V184H137ZM3 183V184H2ZM28 183V184H27ZM32 183V184H31ZM40 183V184H39ZM56 183V184H55ZM76 183V184H75ZM98 183V184H97ZM142 183V184H141ZM20 186H19V185ZM50 186H49V185ZM52 184V185H51ZM91 184V185H90ZM110 184V185H109ZM130 184V187L128 186ZM141 184V185H140ZM30 185V186H29ZM36 185V186H35ZM47 185L49 187H47ZM94 185V186H93ZM98 185V186H97ZM118 185H120L118 187ZM136 185V187H135ZM141 186V188L138 187ZM144 185V187L142 186ZM148 187H147V186ZM23 186V187H21ZM57 186V187H56ZM104 186H107L106 189ZM117 188L116 191H115V187ZM134 186V187H132ZM52 187V189H54L52 191V189H50ZM68 187V188H66ZM88 187V188H87ZM29 188V189H28ZM113 188V190H112ZM133 188V189H131ZM143 188V189H142ZM150 188V189H149ZM18 189V190H17ZM27 189V191H26ZM13 190V191H12ZM19 190H20V193H19ZM36 192H35V191ZM49 192H48V191ZM67 190V191H66ZM123 190V191H122ZM131 190V191H130ZM146 190V191H145ZM154 190V191H153ZM166 190V191H165ZM30 191H31V194H30ZM33 191V192H32ZM58 191V192H56ZM61 191V192H60ZM70 191H71V194H70ZM103 191V192H102ZM3 192V193H2ZM11 192V193H10ZM14 192V193H13ZM28 192V193H27ZM42 192V193H41ZM44 192V193H43ZM55 192V193H53ZM84 192V193H82ZM98 192V193H96ZM108 192V193H107ZM112 192V193H111ZM116 192V193H115ZM118 192V193H117ZM130 192V193H129ZM134 192V193H133ZM34 193V194H32ZM36 193L38 195H36ZM57 193H60L59 195H57ZM62 193V194H61ZM69 193V194H68ZM83 195H82V194ZM101 193V194H100ZM128 193L130 194V196L128 195ZM131 193L132 194H135L139 195V198H136L135 195L134 196H131ZM156 193V194H155ZM162 193V194H161ZM169 193V194H168ZM42 195V197L40 195ZM48 196H47V195ZM75 196H74V195ZM80 194V195H79ZM84 194H85V197H84ZM143 194V195H142ZM149 194V195H148ZM158 194V195H157ZM7 195V196H6ZM58 196L56 198V196ZM63 195V196H62ZM73 195V197H72ZM83 197H82V196ZM88 195V196H86ZM128 195V197H127ZM142 195V196H141ZM148 195V196H147ZM154 195V196H153ZM161 195V196H160ZM5 196V197H4ZM60 196V197H59ZM66 196V197H65ZM70 196V197H69ZM98 196V198H96ZM102 196V198H101ZM109 196V198L107 197ZM116 196V197H115ZM141 196V197H140ZM144 196V197H143ZM158 196V197H157ZM160 196V197H159ZM166 196V197H165ZM11 199H10V198ZM34 197L36 198V200H33ZM55 197V198H54ZM63 197V198H62ZM77 197V198H76ZM82 197V198H81ZM103 197H105L106 199H103ZM133 201H131V199ZM135 197V198H134ZM151 197V198H150ZM153 197V198H152ZM159 198V199H156V198ZM186 197V198H185ZM8 198V199H7ZM46 198V199H45ZM59 198V199H58ZM81 198V199H79ZM161 198V199H160ZM29 199V200H28ZM32 199V200H31ZM38 199V200H37ZM54 199L56 201H54ZM66 199V201H65ZM77 201H76V200ZM79 199V201H78ZM100 199V200H98ZM110 199V200H108ZM129 200L128 202L126 201ZM185 199H186V202H185ZM10 200V201H9ZM12 200V201H11ZM40 200V201H39ZM53 200V201H52ZM95 200V202H94ZM102 200V201H101ZM105 200V201H104ZM112 200V201H111ZM137 200V201H135ZM147 200V201H146ZM150 200V202H149ZM153 200V201H151ZM154 200H158V201H154ZM165 202H164V201ZM168 200V201H167ZM4 201V202H2ZM28 201V202H27ZM51 201V203H50ZM60 201V202H59ZM65 204H64V202ZM100 201V202H98ZM142 201V202H141ZM55 202V203H54ZM59 202V203H58ZM63 202V204L61 203ZM107 202V203H106ZM110 202V203H109ZM130 202V204H129ZM133 206H132V204ZM135 202V204L133 203ZM141 202V203H140ZM147 202V203H146ZM163 202V203H161ZM169 202V203H168ZM31 203V204H29ZM49 203V204H48ZM90 203V204H89ZM138 203V204H137ZM153 203V204H152ZM161 203V204H160ZM189 203V204H188ZM6 204V206H5ZM36 204V205H35ZM48 204V205H47ZM59 204V205H58ZM68 204V206H67ZM79 204V205H78ZM101 204V205H100ZM103 204V205H102ZM108 204V205H107ZM127 204V205H126ZM129 204V205H128ZM149 204V205H148ZM188 204V205H187ZM30 205V206H29ZM44 205V206H42ZM95 205H97L98 207H96ZM124 205H126L128 208L127 210L124 212L122 210V207H124ZM137 205H139L140 207H138ZM145 205V206H143ZM162 205V206H161ZM32 206V207H31ZM61 206V207H60ZM63 206V207H62ZM71 206V207H70ZM92 206V207H91ZM125 206V207H126ZM131 208H130V207ZM143 206V207H142ZM149 208H147V207ZM167 206V207H166ZM56 207V208H55ZM67 207V209H66ZM102 207V208H101ZM121 209H120V208ZM138 207V208H136ZM146 207V208H145ZM161 207V208H160ZM165 207V208H164ZM189 207V208H188ZM17 208V209H16ZM53 208V209H52ZM71 208V209H70ZM100 208V209H99ZM116 210H114V209ZM119 210H118V209ZM152 208V209H151ZM159 208L161 211H159ZM66 211H65V210ZM77 209V211L75 210ZM89 209V210H88ZM105 209V210H104ZM112 209V210H111ZM126 209V208H125ZM137 209V210H136ZM139 209H141L139 211ZM158 211H157V210ZM169 209V210H168ZM63 210V211H61ZM73 210V211H71ZM121 210V212H123V215L122 214H119L118 216V213H121L119 212ZM128 210H132L131 211H128ZM135 210V211H134ZM169 212H167V211ZM58 211V212H57ZM87 211V212H86ZM93 211V212H91ZM98 211V212H97ZM113 213V215L111 214V212ZM118 211V212H117ZM128 211L127 214H125L126 212ZM139 211V212H138ZM151 214H150V212ZM155 211V212H154ZM59 212L61 215H59ZM75 212V213H74ZM90 212V213H89ZM97 212V213H96ZM101 212V213H100ZM104 212V213H103ZM144 212V213H143ZM147 212V214H146ZM164 212V213H163ZM80 213V214H79ZM84 213V214H83ZM95 213V214H94ZM110 213V214H109ZM132 213V214H131ZM156 213V214H155ZM158 213V214H157ZM162 213V217L160 216V214ZM8 214V216H7ZM23 214V215H22ZM55 214L57 216H55ZM74 214V215H73ZM99 214V216H97ZM109 214V215H108ZM115 214V215H114ZM117 214V216H116ZM149 214V215H148ZM168 214V215H167ZM87 215V217H86ZM103 215V216H102ZM127 215V216H126ZM137 217H136V216ZM65 216V217H64ZM94 216V217H93ZM108 216H109V219H108ZM112 216V217H111ZM154 216V217H153ZM192 216L194 218H192ZM24 217V219H23ZM50 217V218H49ZM58 217V218H57ZM72 217V218H71ZM86 217V218H85ZM90 217V218H89ZM107 217V219H106ZM116 217V218H115ZM122 217V218H121ZM139 217V218H138ZM167 217V219H166ZM197 217V218H196ZM15 218V220H14ZM77 218V219H76ZM93 218V219H92ZM94 218L96 220H94ZM104 218V220H102ZM121 218V219H120ZM131 218V219H130ZM148 218V219H146ZM153 218V219H151ZM155 218V219H154ZM160 218V219H159ZM23 219V221H22ZM66 219V221H65ZM70 219V220H69ZM84 219V221H83ZM89 219V221H88ZM112 219V220H110ZM124 219V220H123ZM157 219V220H156ZM13 220V221H12ZM20 220V222L18 221ZM61 220V221H60ZM73 220V221H71ZM81 220V222H80ZM127 220V222H126ZM138 220V221H137ZM25 221V222H24ZM71 221V222H70ZM88 221V222H87ZM96 221V222H95ZM102 221V222H101ZM105 223H104V222ZM114 221V223H113ZM131 221V222H129ZM133 221V222H132ZM152 221V222H151ZM165 221V222H164ZM49 222V223H48ZM58 222V223H57ZM62 222V223H61ZM67 222V223H66ZM69 222V223H68ZM99 224H98V223ZM116 222V223H115ZM55 223V224H54ZM77 223V225H76ZM79 223H80V227H79ZM93 223V224H92ZM110 223V224H108ZM152 223V224H151ZM155 223V224H153ZM26 224V225H25ZM54 224V225H53ZM68 224V226H67ZM71 224V225H70ZM83 224V225H82ZM86 224V225H85ZM91 224V225H90ZM96 224V226H95ZM101 224V225H100ZM124 224V225H123ZM19 225V226H18ZM21 229H20V226H22ZM24 225L26 227H24ZM58 225V226H57ZM67 227H66V226ZM97 225H100V226H97ZM115 225V226H114ZM127 225V226H126ZM159 225V227H158ZM11 226V225H10ZM18 226V227H17ZM28 226V228H27ZM65 226V227H64ZM82 226V227H81ZM85 226V227H84ZM91 226V227H90ZM105 226V227H104ZM176 226V227H175ZM35 227V228H33ZM54 227V228H53ZM123 227V228H122ZM129 227V228H128ZM155 227V228H154ZM3 228H5V231L2 230ZM24 228V229H22ZM31 228V229H30ZM65 228V229H64ZM80 228V229H79ZM87 228V229H86ZM95 228V229H93ZM182 228V230H181ZM10 229V228H9ZM20 229V232L17 231ZM36 231L37 235L35 234V231L34 234L35 236L33 235V237L30 238V236H32V233L31 231L34 230ZM60 231H59V230ZM63 229V230H62ZM67 229V233H63L65 232V230ZM69 229V231H68ZM72 229V230H71ZM76 229L78 231H76ZM83 229V230H81ZM85 229V230H84ZM89 229V230H88ZM92 229V230H91ZM123 229V230H122ZM126 229V230H125ZM128 229V230H127ZM159 231H158V230ZM11 230V229H10ZM74 230V232H73ZM79 230H81L79 232ZM9 231V230H8ZM62 231V232H61ZM83 231V232H82ZM86 231V232H85ZM163 231V232H162ZM78 232V233H76ZM91 234H90V233ZM131 232V233H130ZM57 233V234H56ZM69 233V234H68ZM71 233L72 235L74 236H71ZM82 233V234H81ZM98 233V234H97ZM122 233V234H121ZM28 234V235H27ZM29 234H31L29 236ZM64 234H68L67 236H65ZM78 236H75L77 235ZM79 234H81L82 236H80ZM101 234V235H100ZM109 234V235H108ZM126 234V235H125ZM105 235V236H104ZM111 235V236H110ZM124 235V236H123ZM131 235V236H130ZM173 235V236H172ZM4 236V237H5ZM29 236V237H28ZM56 236V237H55ZM90 236V237H89ZM162 236V237H161ZM164 236V237H163ZM53 237V238H52ZM64 237V239L62 238ZM72 239V241L75 239L76 237V240L74 242H78L77 244L73 243L72 241H68L70 243H72V245L75 247V250L73 251V253L76 255H78L77 258H79L82 254L81 257L82 258H79V261L77 259L76 261V256H74V254H70V249L73 247L72 245H70V243L64 241L66 238L68 239ZM83 237V238H82ZM97 237V238H96ZM130 237V238H129ZM166 237V238H165ZM1 238V236H0ZM7 238V237H6ZM56 238V241L54 240V242H52L53 239ZM57 238H59L57 240ZM78 238V239H77ZM85 238V239H84ZM88 238V239H87ZM100 238V239H99ZM128 238V239H127ZM34 239V240H35ZM95 239V240H93ZM114 239V240H113ZM144 239V240H143ZM151 239V241L149 240ZM181 239V240H180ZM61 240V241H60ZM84 244H82L83 242ZM92 240V241H91ZM101 240H104V241H101ZM127 242H126V241ZM155 240V242H153ZM168 240V241H167ZM177 240V241H176ZM88 241V243H86ZM108 241V242H107ZM114 241V242H113ZM140 241V242H137ZM146 241V242H145ZM157 241V242H156ZM162 241V242H161ZM172 241V242H170ZM176 241V242H175ZM180 241V242H179ZM2 242V241H1ZM35 242V243H34ZM81 242V243H80ZM118 242V244H117ZM165 242V243H164ZM170 242V243H169ZM174 242V244H173ZM51 243H54V244H51ZM69 245L66 246V244ZM80 243V244H79ZM86 243V245H85ZM99 243V244H98ZM128 243V244H127ZM151 243V245L149 244ZM168 243V244H167ZM91 246H90V245ZM92 244H94L92 246ZM114 244V245H113ZM152 244H154V247L152 246ZM157 244V245H156ZM160 244V245H159ZM47 245V246H46ZM82 245H83V248H82ZM116 245V246H115ZM71 246V248H70ZM88 246V247H87ZM98 246V248H97ZM101 246V247H100ZM159 246V247H158ZM179 248H176L178 247ZM183 246V247H182ZM50 247V248H49ZM73 247V248H74ZM79 247V248H78ZM87 247V249H86ZM103 247V248H102ZM105 247V248H104ZM165 247H166V250H165ZM67 248H70L69 250ZM81 248V249H80ZM91 248V249H90ZM108 248V249H107ZM67 249V250H66ZM96 249V250H95ZM185 249V250H183ZM82 250V251H81ZM89 250L95 252V254L92 252H90ZM178 250V251H177ZM52 251V253L50 254V252ZM67 251V252H66ZM87 251V252H86ZM117 251V252H115ZM149 251V252H148ZM163 251V252H162ZM172 251V252H170ZM174 251V252H173ZM176 251V254L174 255ZM48 252V254H47ZM54 252V253H53ZM72 252V251H71ZM86 252V253H85ZM103 252V253H101ZM68 253V254H67ZM79 253V254H78ZM81 253V255H80ZM90 256H89V254ZM151 253V254H150ZM6 254V252H5ZM32 254V253H31ZM53 254V255H52ZM99 254V255H98ZM106 254V256H105ZM171 258L170 257V255ZM41 255V254H40ZM71 255L73 256V258L71 257ZM88 255V257H87ZM98 255V256H97ZM103 255L105 257H103ZM111 255V256H110ZM34 256V255H33ZM53 256V257H52ZM146 256V257H145ZM164 256V257H163ZM34 257V261L37 260V259H42L41 258H37V257H40V256H37L35 259ZM61 257V258H60ZM69 257V258H68ZM99 257V258H98ZM115 257V258H114ZM180 258V261L179 258ZM85 258V259H84ZM89 259V260H86ZM92 258V259H91ZM100 259V260H97V259ZM119 258V259H118ZM149 258V259H148ZM161 258V259H160ZM166 258V259H165ZM53 259H55V261H53ZM69 259V260H67ZM82 259V260H81ZM103 259V261H102ZM111 259V260H110ZM175 259L177 261H175ZM84 260V261H83ZM86 260V262H85ZM91 260V261H90ZM160 260V261H159ZM163 260V261H162ZM175 262H173V261ZM53 261V262H52ZM88 261V262H87ZM90 261V263H89ZM100 261V262H99ZM183 261V262H182ZM180 262V263H179Z\"/></svg>",
  "mask_w": 264,
  "mask_h": 264
}]
</instances>
